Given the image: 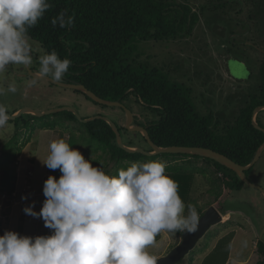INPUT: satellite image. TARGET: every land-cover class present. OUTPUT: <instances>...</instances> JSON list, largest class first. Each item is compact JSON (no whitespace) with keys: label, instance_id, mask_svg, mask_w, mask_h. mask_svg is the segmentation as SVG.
<instances>
[{"label":"rangeland","instance_id":"1","mask_svg":"<svg viewBox=\"0 0 264 264\" xmlns=\"http://www.w3.org/2000/svg\"><path fill=\"white\" fill-rule=\"evenodd\" d=\"M177 1H188L198 10L203 5L209 7L213 2ZM261 1L226 0V5L217 11L206 10L189 36L139 43L138 51L142 52L140 59L166 71L172 68L169 64L176 63L179 71L175 76L192 88L194 104L200 112L213 111L231 117L230 115L249 98V93L255 91L259 81V65L264 59V4ZM223 11L225 14H222ZM216 13L221 17L215 16ZM29 42L33 47L31 68L10 65L4 74H0V87L6 89L8 84L15 82L18 89L16 93L8 92L0 96V104L6 106L8 115L23 108L43 112L70 106L83 118L102 114L125 126V110L102 108L72 88L54 84L45 77H35L33 74H38L40 67L38 58L46 53L37 41L29 38ZM32 79H36L37 83L29 87L28 82ZM127 104L125 106L134 115L133 125L154 118L151 111L136 103L134 96H131ZM28 114L35 115L32 112H24L17 117L18 121L9 119L7 125L0 128V156L2 146L8 142L20 149L14 164L18 175L16 191L12 197H8L0 189V235L6 230L33 237L51 234V230L44 226L42 218L28 215L23 209L26 205H33L35 211H40L45 199L43 184L47 177L52 175L41 160L48 155L50 142L63 138L73 148L78 149L85 159L99 158L104 167L109 169V175H113L119 165L130 166L134 162L144 163L150 160L164 161L167 166L174 162L184 166L192 174L191 198L204 207L203 212L211 204L224 217L223 221L212 226L196 247L177 264H203L204 256L217 239L231 231L235 233L227 264H257L262 257L257 251V241L264 242V195L259 189L245 185L241 190L233 191L228 198L218 199L217 194L220 195V191L224 190V185L218 179L220 174L214 164L208 163L206 159L150 156L116 163L111 160L107 149L89 138L84 126L78 121L69 120L63 115L41 116L44 118L31 120L32 117ZM258 115L264 128V110L258 111L256 119ZM52 120L57 124L53 130L44 126ZM25 121L32 125L30 130L25 126ZM128 131H125L122 137L126 145L151 149L144 133L129 129ZM248 178L264 188V150L254 163ZM180 241L179 231H165L159 234L155 245L149 251L159 257L167 254Z\"/></svg>","mask_w":264,"mask_h":264},{"label":"trees","instance_id":"2","mask_svg":"<svg viewBox=\"0 0 264 264\" xmlns=\"http://www.w3.org/2000/svg\"><path fill=\"white\" fill-rule=\"evenodd\" d=\"M212 1L209 7L203 5L198 10L188 1L177 0H49L52 7L35 27L29 29L28 38L37 41L45 53L55 50L61 59L71 61L62 81L82 84L99 97L120 101L125 105L134 96L136 103L154 114V118L145 123L137 120V124L148 131L150 139L158 146L207 147L225 154L241 165H247L264 142V132L253 124L254 109L264 106V59L259 65V81L255 91H251L243 105L228 117L213 111L202 113L197 109L192 88L175 76L179 71L176 63L169 64L172 68L166 71L144 62L140 59L142 52L138 51V45L142 41L175 40L191 35L206 10L217 11L227 3L226 0ZM261 2L264 4V0ZM65 9L68 15H74V24L67 28L53 26L52 19ZM216 14L215 16L221 17ZM75 91L102 108L123 109L100 104L85 93ZM28 115L32 118L63 115L69 120L78 121L84 126L89 138L107 149L111 160L116 163L150 158L143 153L128 152L120 148L115 132L103 119L84 123L70 111L44 117ZM15 120L18 121L17 118ZM27 122H24L25 126L30 130L32 125ZM257 122L260 124L259 115ZM116 124L123 137L128 129L117 122ZM44 126L55 129L57 124L52 120ZM18 150L19 147L10 142L1 149L0 189L8 197H12L16 191L18 175L14 164L19 155ZM152 157H197L213 163L220 174L218 179L224 185V190L220 191V195L217 194L218 199L228 198L233 191L241 190L246 185L234 170L208 157L186 153H161ZM90 158L93 166L102 167L109 173V169L104 167L99 158ZM126 167L128 166L125 164L119 165L113 175ZM252 168L253 165L246 170L247 175ZM48 170L57 179L61 175L59 170ZM166 173L179 182L181 198L186 204L194 205L200 217L204 207L191 198L192 174L184 166L174 162L167 166ZM179 233L182 234V231ZM234 233L231 231L219 238L214 248L203 258V264H226ZM257 251L262 256L257 264H264L262 240L257 241Z\"/></svg>","mask_w":264,"mask_h":264},{"label":"clouds","instance_id":"3","mask_svg":"<svg viewBox=\"0 0 264 264\" xmlns=\"http://www.w3.org/2000/svg\"><path fill=\"white\" fill-rule=\"evenodd\" d=\"M50 7L49 0H0V74L10 65L31 68L28 31ZM51 23L67 28L74 15L65 9ZM38 62V75L55 81L64 78L71 64L55 50L40 55ZM36 83L32 79L28 86ZM17 90L10 83L0 87V96ZM9 118L0 104V128ZM41 162L61 175L44 181L39 212L33 205L23 211L42 218L51 234L33 237L6 230L0 235V264H157L149 249L160 233L197 230V208L181 198L179 182L166 173L164 161L134 162L109 175L60 138L50 142Z\"/></svg>","mask_w":264,"mask_h":264},{"label":"water","instance_id":"4","mask_svg":"<svg viewBox=\"0 0 264 264\" xmlns=\"http://www.w3.org/2000/svg\"><path fill=\"white\" fill-rule=\"evenodd\" d=\"M33 75L37 78L40 77L36 73H34ZM48 79L51 80V82H53L54 84L81 91L85 93L87 96H89L93 101L98 102L100 104H104L108 106H118V107L123 108L127 114V122L125 124V127L129 130L140 131L144 133L151 149L145 150L144 148H141V147H131V146L126 145L123 141L121 132L116 122L112 120L111 118H109L108 116L102 115V114H96V115H93L87 118H83L82 116L78 114L75 108L70 107V106L52 108V109H48L43 112L37 111L32 108H23L19 112L17 111L18 113L16 112L14 114L9 115L10 117L9 119L15 120L17 117L22 115V113L24 112H32L35 115L41 117V116H45L48 114L57 113L61 111L73 112L76 115L77 119L84 123L93 121L95 119H103L110 124L113 131L115 132L116 141H117L118 146L124 149L125 151L133 152V153L140 152L147 156L158 155L161 153H186V154H193V155L195 154V155H199L202 157H208L234 170L236 174L238 175V177L246 185L259 189L264 195V188H262L260 185L256 183H253L248 178V175L246 173V170L249 169L252 165H254V163L260 158V155L262 154L264 150V142L259 146L252 161L247 165H241L235 162L234 160H232L231 158H229L228 156H226L225 154L217 152L207 147L179 146V145L158 146L150 139L148 135V131L144 127H142L141 125H133L134 115L132 111L128 107H126L125 104H123L122 102L107 100L102 97H99L98 95H96L94 92H92L91 90H89L82 84L68 83L64 81H55L51 79L50 77ZM259 110H264V106H260L254 109L253 124L257 129L262 130L264 132V128L257 122V119H256V116ZM223 217L224 215L215 206H212V205L209 206L199 217L197 230L194 232L182 231L181 241L175 247H173L167 254L157 257V264H177L187 254H189L191 250H193L196 247L197 243L205 236V234L208 232V230L212 226L223 221Z\"/></svg>","mask_w":264,"mask_h":264},{"label":"crops","instance_id":"5","mask_svg":"<svg viewBox=\"0 0 264 264\" xmlns=\"http://www.w3.org/2000/svg\"><path fill=\"white\" fill-rule=\"evenodd\" d=\"M220 238H221V237H220ZM218 240H219V238L217 239L216 243L218 242ZM233 240H234V237H233L232 240H231V243H230L231 245H232ZM216 243L214 244V246L216 245ZM214 246L211 247V249H209V251L206 253V255H207V254H208V253L214 248ZM231 250H232V249H231V246H230V251H231ZM230 251H229V255H230V253H231ZM206 255H205V256H206ZM205 256H204V257H205ZM228 261H229V258H228ZM228 261H227V262H228ZM227 262H226V264H227Z\"/></svg>","mask_w":264,"mask_h":264},{"label":"flooded vegetation","instance_id":"6","mask_svg":"<svg viewBox=\"0 0 264 264\" xmlns=\"http://www.w3.org/2000/svg\"><path fill=\"white\" fill-rule=\"evenodd\" d=\"M34 118H32L31 120H33ZM53 130V129H52Z\"/></svg>","mask_w":264,"mask_h":264}]
</instances>
